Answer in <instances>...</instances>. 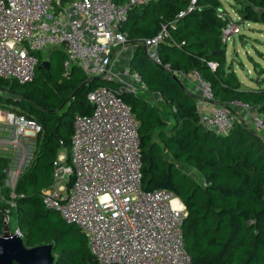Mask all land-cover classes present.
<instances>
[{
	"label": "trees",
	"instance_id": "trees-1",
	"mask_svg": "<svg viewBox=\"0 0 264 264\" xmlns=\"http://www.w3.org/2000/svg\"><path fill=\"white\" fill-rule=\"evenodd\" d=\"M188 2L148 0L132 7L121 24L135 44L128 66L148 86L140 95L122 94L138 123L143 188L167 189L184 203L182 231L191 264H264L262 136L241 115L225 134L204 126L196 94L152 62L139 43L167 24L170 37L157 48L162 61L185 74L196 70L211 83L217 103L248 104L264 123V83L244 87L227 61L221 34L229 16H224L220 0H197L177 17ZM236 11L244 20L264 23V0H246ZM49 54V69L37 66L29 82L0 78V108L34 117L42 128L33 159L13 189L4 182L10 159L0 154V231L7 215L8 223L11 217L15 220L9 229H19L25 245L54 243L55 264H99L79 226L44 207L41 190L51 182L56 155L66 151L69 161L73 116L90 111L86 95L100 81L89 80L78 66L66 70L63 50ZM153 92L160 93L162 102L154 100ZM181 167L195 171L203 182Z\"/></svg>",
	"mask_w": 264,
	"mask_h": 264
},
{
	"label": "built area",
	"instance_id": "built-area-1",
	"mask_svg": "<svg viewBox=\"0 0 264 264\" xmlns=\"http://www.w3.org/2000/svg\"><path fill=\"white\" fill-rule=\"evenodd\" d=\"M147 1L0 0V78L31 81L40 65V53L58 48L64 52L66 70L78 66L88 79L103 80V85L86 95L90 111L73 116L69 161L66 151L56 155L51 182L41 190L44 207L79 226L99 264H191L182 231L187 215L184 203L167 189L143 188L138 123L122 94L140 95L148 86L128 63L116 67L120 58L116 52L130 42L121 24L132 7ZM196 3L189 0L177 17ZM240 31L235 19L228 17L222 41L226 43ZM169 37L168 25L162 24L155 35L139 43L152 62L176 76L190 78L200 122L227 133L235 118L227 106L216 102L211 83L196 70L185 74L162 61L157 48ZM209 67L214 69L215 63L209 62ZM152 97L162 102L159 92ZM241 121L264 133L261 115L245 112ZM0 131L4 134L0 142L21 154L17 164L9 163L4 169L12 177L33 159L30 151L25 160V152L42 128L34 117L0 108ZM5 217L2 229L8 228ZM13 231L21 235L19 229Z\"/></svg>",
	"mask_w": 264,
	"mask_h": 264
},
{
	"label": "rangeland",
	"instance_id": "rangeland-1",
	"mask_svg": "<svg viewBox=\"0 0 264 264\" xmlns=\"http://www.w3.org/2000/svg\"><path fill=\"white\" fill-rule=\"evenodd\" d=\"M245 3L246 0H220L221 9L224 10V16L227 15L230 18L235 19L236 23L239 24L241 28L239 34H234L233 37H231L230 40L226 42L227 61L233 65L239 80L242 82V85L246 88H253L257 87L260 83H264V23L261 21L253 22L244 20L242 17H239L236 8H239ZM49 52L50 50L48 48L44 49L41 52V54L39 55L40 63L42 60H48L50 55ZM115 52L116 50H114V53ZM125 64V59L120 57L116 63V67L121 68ZM177 77L188 90H193L194 83L189 82L188 79L184 78V76ZM97 84L98 86L103 85V83L100 82ZM144 96L148 97V95L146 94H144ZM228 108L232 110L230 111L233 117H239V115L242 116L245 112L254 114L256 113L253 109L246 110L245 106L238 102L229 103ZM164 113H166V111H164ZM258 134L261 135L264 140V133ZM3 136V132L0 131V137ZM37 146L38 143L37 140H35L32 144V147L28 148L25 152V160L29 156L30 151H32L33 153L36 151ZM0 154L6 155L10 159L9 163L11 164H17L21 157V154L17 155L16 149H11L5 144V142L2 141L0 142ZM31 161L32 159L30 160V162ZM30 162L22 167L23 171L19 174L12 177L5 175V184L9 185L10 187H15L18 179L24 172L25 168L30 164ZM181 168L182 170L189 171L191 176L198 182H203L200 176L195 171L186 167ZM7 177H10V180H7ZM5 219H8V217H5ZM14 223L15 220L11 217L8 223V228H12ZM20 236H23V233H21Z\"/></svg>",
	"mask_w": 264,
	"mask_h": 264
},
{
	"label": "water",
	"instance_id": "water-1",
	"mask_svg": "<svg viewBox=\"0 0 264 264\" xmlns=\"http://www.w3.org/2000/svg\"><path fill=\"white\" fill-rule=\"evenodd\" d=\"M54 49V48H53ZM57 49V48H55ZM49 60H42L39 68L49 69ZM173 78L179 80L173 74ZM89 80L100 81V77H91ZM54 243L45 242L27 246L22 236L6 228L0 231V264H55Z\"/></svg>",
	"mask_w": 264,
	"mask_h": 264
},
{
	"label": "crops",
	"instance_id": "crops-1",
	"mask_svg": "<svg viewBox=\"0 0 264 264\" xmlns=\"http://www.w3.org/2000/svg\"><path fill=\"white\" fill-rule=\"evenodd\" d=\"M133 46H135L134 43L129 42L126 46H124L123 48L118 49V51L116 52V57H122L125 59L126 63H128L129 61V57L131 56L132 53H130V51L134 48ZM131 49V50H130ZM134 50V49H133ZM188 79H190L188 77ZM194 90H192L193 92ZM194 93V92H193Z\"/></svg>",
	"mask_w": 264,
	"mask_h": 264
},
{
	"label": "bare ground",
	"instance_id": "bare-ground-1",
	"mask_svg": "<svg viewBox=\"0 0 264 264\" xmlns=\"http://www.w3.org/2000/svg\"><path fill=\"white\" fill-rule=\"evenodd\" d=\"M174 202H176V201H174Z\"/></svg>",
	"mask_w": 264,
	"mask_h": 264
}]
</instances>
